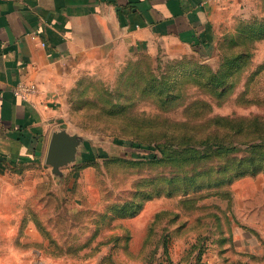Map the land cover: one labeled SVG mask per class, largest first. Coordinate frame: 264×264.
<instances>
[{
    "label": "rangeland",
    "instance_id": "374dc122",
    "mask_svg": "<svg viewBox=\"0 0 264 264\" xmlns=\"http://www.w3.org/2000/svg\"><path fill=\"white\" fill-rule=\"evenodd\" d=\"M224 30L79 70L76 158L17 200L48 264H264V0Z\"/></svg>",
    "mask_w": 264,
    "mask_h": 264
},
{
    "label": "crops",
    "instance_id": "0c3cea01",
    "mask_svg": "<svg viewBox=\"0 0 264 264\" xmlns=\"http://www.w3.org/2000/svg\"><path fill=\"white\" fill-rule=\"evenodd\" d=\"M251 2L0 0V264H48L26 235L31 219L17 221L25 213L17 200L32 193L23 181L58 175L45 160L52 133L68 131L66 104L79 70L115 52L210 51ZM20 82L36 93L15 95ZM33 252L40 262L31 263Z\"/></svg>",
    "mask_w": 264,
    "mask_h": 264
},
{
    "label": "water",
    "instance_id": "95a60500",
    "mask_svg": "<svg viewBox=\"0 0 264 264\" xmlns=\"http://www.w3.org/2000/svg\"><path fill=\"white\" fill-rule=\"evenodd\" d=\"M78 150V142L75 137L61 130L51 135L45 163L52 171L59 174V170L74 162Z\"/></svg>",
    "mask_w": 264,
    "mask_h": 264
},
{
    "label": "built area",
    "instance_id": "2783aa9c",
    "mask_svg": "<svg viewBox=\"0 0 264 264\" xmlns=\"http://www.w3.org/2000/svg\"><path fill=\"white\" fill-rule=\"evenodd\" d=\"M219 1V0H208ZM13 93L22 99H28L36 93V88L33 84L20 82L14 86Z\"/></svg>",
    "mask_w": 264,
    "mask_h": 264
},
{
    "label": "trees",
    "instance_id": "16d2710c",
    "mask_svg": "<svg viewBox=\"0 0 264 264\" xmlns=\"http://www.w3.org/2000/svg\"><path fill=\"white\" fill-rule=\"evenodd\" d=\"M262 39H264V34H263V38ZM256 163H257V161L254 158H251V160H249V164H251L250 167L252 168L251 171H249V172H251L250 174L253 175V176L256 175V173L259 171L258 170L259 168L258 167H255L256 166L255 165ZM240 174H242V173H240Z\"/></svg>",
    "mask_w": 264,
    "mask_h": 264
}]
</instances>
